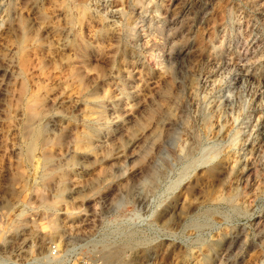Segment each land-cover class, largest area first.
Segmentation results:
<instances>
[{
	"label": "rangeland",
	"instance_id": "1",
	"mask_svg": "<svg viewBox=\"0 0 264 264\" xmlns=\"http://www.w3.org/2000/svg\"><path fill=\"white\" fill-rule=\"evenodd\" d=\"M0 264H264V0H0Z\"/></svg>",
	"mask_w": 264,
	"mask_h": 264
}]
</instances>
